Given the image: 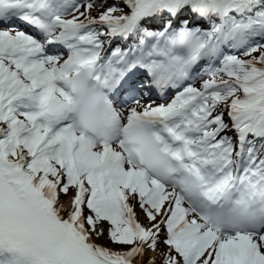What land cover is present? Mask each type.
I'll return each instance as SVG.
<instances>
[{"label":"snow or ice","instance_id":"snow-or-ice-1","mask_svg":"<svg viewBox=\"0 0 264 264\" xmlns=\"http://www.w3.org/2000/svg\"><path fill=\"white\" fill-rule=\"evenodd\" d=\"M0 264H264V0H0Z\"/></svg>","mask_w":264,"mask_h":264}]
</instances>
